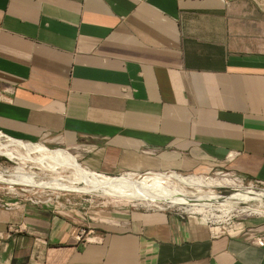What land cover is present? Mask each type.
<instances>
[{
  "label": "crops",
  "instance_id": "crops-1",
  "mask_svg": "<svg viewBox=\"0 0 264 264\" xmlns=\"http://www.w3.org/2000/svg\"><path fill=\"white\" fill-rule=\"evenodd\" d=\"M249 8L0 0V132L79 147L105 176L226 171L264 185V51L232 44ZM0 235V264H264L247 236L164 209L84 220L21 201L0 208Z\"/></svg>",
  "mask_w": 264,
  "mask_h": 264
},
{
  "label": "rangeland",
  "instance_id": "rangeland-1",
  "mask_svg": "<svg viewBox=\"0 0 264 264\" xmlns=\"http://www.w3.org/2000/svg\"><path fill=\"white\" fill-rule=\"evenodd\" d=\"M243 1H245L247 7H250V8H249V11L244 12V16L246 17H242L240 21L236 22L237 23L236 25H238L237 26L238 30L237 32L235 31V33H233L232 35L233 47L237 49L239 52L258 53L259 51L260 52L264 51V0H243ZM0 136H3L1 137V140H0V143L2 144H7L6 137L8 136L12 139L21 140L25 143L31 142L29 144L43 145L47 147L48 149H50L51 151L60 153L68 157L69 159L78 162L84 168H87L84 164L85 158L83 157V149L79 147L73 148V147H65V146L53 144V142L49 138H43L41 140H28V139H23V138H18L12 135H8L3 132H0ZM27 165L24 166L19 160L12 161L10 159H7L6 157L0 156V173L2 174L4 173L3 175H5L6 179H9V176L13 173V171L17 167H24L25 171H27L26 173L33 174L36 180L38 181V183L49 182L52 178H54L53 176L55 175L56 176L59 175L63 177L64 179L71 177V173L69 172V170L65 168L60 169L57 172H54L51 169L46 168L47 166L44 167V166L30 163V162H28ZM61 170H63V172ZM223 173L224 174H218V175L214 174L210 176H203V175L202 176L182 175V176L188 177V178L189 177L200 178L203 181L204 180L217 181V182L231 181L232 184L227 183V184H223L222 186L212 188V190L218 196L223 197V198L230 197L234 194L240 193L242 189H250V190L253 189L254 191L258 193L264 191V185H257V184L254 185L253 182H251L250 180L242 181L241 178L237 176H233V174H228L229 172L224 171ZM158 174L166 175L165 173H158ZM122 175L124 176L125 174H122ZM167 175H172V174L169 173ZM21 186L22 185L20 183H17V185L1 183L0 184V197H5V199L14 200V201L15 200L16 201L17 200L18 201H25V200L26 201H31V200L32 201H43V202L49 203L48 205H50V207H52L53 209L57 210L59 213L66 215V216L68 215V217H78V215L84 216V213H86V217H88L92 215L93 212L100 211V210L106 211V212L107 211L113 212V211L127 210L130 208L148 209V210L164 209V210H169L173 212H178L186 216L204 219L213 228H219L218 230H220L221 228L222 229L227 228L229 225L243 224L246 228V232L248 233H250V231L251 233H255V234L264 233V214L248 215V214L240 213L241 210L245 208L247 209V207L248 208L250 207L251 209H261V210L263 209L264 211V204H262L263 206H260L258 202L238 204L235 206V208L237 209L234 208L235 209L234 211L233 210L224 211V209L214 208L212 212H207V210L204 209V211L201 210L199 211L200 213L196 214L194 212L190 213L187 210L189 209V206L169 207L167 206L168 204H165L163 202H157V203L151 202L149 204L140 202V201L136 202L132 200L131 202L125 199H116L115 198L116 196L102 194V193H85V192L82 193V192H74V191L69 192L65 190L60 191L57 189H56L57 190L56 192H59V193H53V190L55 189L54 188L52 189V187L50 186L45 187V185L28 188V189H31L32 192L27 194V193H22L20 191V188H22ZM12 187L16 188L17 190L16 193H11L8 190V188H12ZM80 187H83V185H80ZM184 189L188 191L189 193H193V194L196 193V190L194 188L185 187ZM203 190L204 192L208 191V189H203ZM55 196H60V197H55ZM66 198H69L73 203H79L80 207L79 206H59L62 202L65 201ZM57 202L60 203L58 206H56ZM213 206L219 207L218 203H214ZM238 207H240L241 209H239ZM250 222H259L261 223V226L260 228L259 227L253 228L252 226L249 227L247 226V224Z\"/></svg>",
  "mask_w": 264,
  "mask_h": 264
},
{
  "label": "bare ground",
  "instance_id": "bare-ground-1",
  "mask_svg": "<svg viewBox=\"0 0 264 264\" xmlns=\"http://www.w3.org/2000/svg\"><path fill=\"white\" fill-rule=\"evenodd\" d=\"M1 137L3 136H0V140ZM6 138L7 144L0 143L1 157H6L12 161L19 160L24 166L30 162L44 167L47 166L46 168H49L54 172L65 168L71 173V177L67 179L54 174L55 177L52 174L54 178L46 183H38L33 174L26 173L27 171H25L24 167H17L13 173L11 172L12 174L9 176V179L5 178V175H3L4 173H0V184L8 183L10 185H17V183H20L22 185V188H20L22 193L28 194L32 192V190L28 188L45 185V187L50 186L52 189L54 188L55 190H53V193H59L56 192L57 190L82 193H102L116 196V199H125L127 201H140L148 204L151 202H163L168 204L167 206L169 207L189 206V209H186L190 213L194 212L196 214L200 213L199 211L201 210L204 211V209H206L207 212H212L214 208L224 209V211H234L237 209L235 206L241 203L247 204L258 202L260 206H263L262 204H264V191L258 193L253 189H240V193L223 198L218 196L212 190V188L231 183V181H203L200 178H188L175 173L172 175L157 173L141 179H137V177L127 174L122 178H112L84 168L78 162L71 160L60 153L51 151L43 145H33L29 144L31 142L25 143L20 140ZM61 171L63 172V170ZM80 185H83V187H80ZM185 187L194 188L196 193H189L184 189ZM203 189H208V191L204 192ZM8 190L11 193H16L17 191L15 187L8 188ZM214 203H218L219 207H215L216 205L213 206ZM238 208L241 209L240 207ZM240 213L262 215L264 214V211L263 209H251L250 207H247V209L245 208L241 210Z\"/></svg>",
  "mask_w": 264,
  "mask_h": 264
},
{
  "label": "built area",
  "instance_id": "built-area-1",
  "mask_svg": "<svg viewBox=\"0 0 264 264\" xmlns=\"http://www.w3.org/2000/svg\"><path fill=\"white\" fill-rule=\"evenodd\" d=\"M154 175V174H157V173H152V172H149V173H146V174H142V175H134V174H127V175H133L135 177H138L139 179L141 178H144L148 175ZM166 175L169 174V173H165ZM218 174H224L223 172H219L217 173ZM228 174H233V173H228ZM233 176H237L239 178L242 179V181L244 180H247L246 178L242 177V176H239V175H236V174H233ZM208 178V177H207ZM253 182V181H251ZM253 184H257V185H262V184H259V182H253ZM253 186V185H252ZM55 197H60V196H55ZM21 201H14V200H9V199H5V197H0V208L4 209V210H12L15 205L19 204ZM23 203H30V204H33V205H37V206H45V207H48V208H52L50 207V205H48L49 203H46V202H43V201H23ZM60 203L57 202V205L58 206ZM53 206V205H51ZM59 206H79V203H73L69 198H66L64 202H62ZM80 207V206H79ZM57 208V207H56ZM53 209V208H52ZM55 210V209H53ZM84 210V209H82ZM57 213H59L57 210H55ZM61 214V213H59ZM63 215V214H61ZM68 216V215H67ZM78 217L86 220L88 217H86V213H84V216H80L78 215ZM212 227V226H211ZM22 229V226H17L16 224H12L10 226V232L8 233V235H10L11 232H18ZM219 228H213L212 227V230L214 231L215 235H219V234H227L229 236H234V237H242V236H247V238H249L253 244H256L258 246H264V233H259V234H255V233H248L246 232V228L243 224H234V225H229L227 228H221L220 230H218ZM5 239V236H1L0 235V243L1 241H3ZM37 245V243L35 244ZM39 258V257H38Z\"/></svg>",
  "mask_w": 264,
  "mask_h": 264
},
{
  "label": "water",
  "instance_id": "water-1",
  "mask_svg": "<svg viewBox=\"0 0 264 264\" xmlns=\"http://www.w3.org/2000/svg\"><path fill=\"white\" fill-rule=\"evenodd\" d=\"M97 174H99V173H97ZM100 175H102V174H100ZM108 177H112V178H122V177H124L123 175H119V176H108ZM69 192H71V191H69ZM260 193V192H259Z\"/></svg>",
  "mask_w": 264,
  "mask_h": 264
}]
</instances>
